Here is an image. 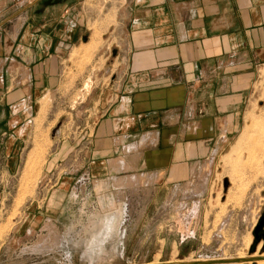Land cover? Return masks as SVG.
<instances>
[{
  "label": "crops",
  "instance_id": "obj_1",
  "mask_svg": "<svg viewBox=\"0 0 264 264\" xmlns=\"http://www.w3.org/2000/svg\"><path fill=\"white\" fill-rule=\"evenodd\" d=\"M86 1L0 0L1 169L16 166L38 101L60 87ZM120 23L101 116L61 143L53 165L74 154L72 182L180 181L242 129L264 66V0H127Z\"/></svg>",
  "mask_w": 264,
  "mask_h": 264
},
{
  "label": "rangeland",
  "instance_id": "obj_2",
  "mask_svg": "<svg viewBox=\"0 0 264 264\" xmlns=\"http://www.w3.org/2000/svg\"><path fill=\"white\" fill-rule=\"evenodd\" d=\"M126 3L85 2L60 87L38 101L16 166L0 168V264H258L250 260L264 255V233L255 235L264 216V66L239 134L180 181L72 182L68 173L82 176L74 154L53 165L61 143L79 141L101 116Z\"/></svg>",
  "mask_w": 264,
  "mask_h": 264
},
{
  "label": "water",
  "instance_id": "obj_3",
  "mask_svg": "<svg viewBox=\"0 0 264 264\" xmlns=\"http://www.w3.org/2000/svg\"><path fill=\"white\" fill-rule=\"evenodd\" d=\"M263 229H264V216H263V218L261 219L259 225L256 228V231H255L256 237H257L258 233L261 230H263ZM261 260H263V258H253L250 261H252V262H258V261H261ZM236 262H238V263H244V262H248V260H236ZM149 264H152V263H149ZM175 264H209V262H202V263H175Z\"/></svg>",
  "mask_w": 264,
  "mask_h": 264
},
{
  "label": "flooded vegetation",
  "instance_id": "obj_4",
  "mask_svg": "<svg viewBox=\"0 0 264 264\" xmlns=\"http://www.w3.org/2000/svg\"><path fill=\"white\" fill-rule=\"evenodd\" d=\"M264 233V229L263 230H261L259 233H258V235H257V239L259 240L260 238H261V235Z\"/></svg>",
  "mask_w": 264,
  "mask_h": 264
},
{
  "label": "bare ground",
  "instance_id": "obj_5",
  "mask_svg": "<svg viewBox=\"0 0 264 264\" xmlns=\"http://www.w3.org/2000/svg\"><path fill=\"white\" fill-rule=\"evenodd\" d=\"M89 86V85H88ZM89 89V88H88ZM255 257H257V256H255ZM262 258H263V260H261V261H258L257 263L258 264H264V255L262 256Z\"/></svg>",
  "mask_w": 264,
  "mask_h": 264
}]
</instances>
